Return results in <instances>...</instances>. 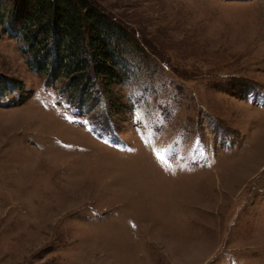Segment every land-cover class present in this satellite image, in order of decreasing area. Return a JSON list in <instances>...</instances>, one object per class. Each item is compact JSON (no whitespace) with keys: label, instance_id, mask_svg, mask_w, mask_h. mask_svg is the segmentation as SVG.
Wrapping results in <instances>:
<instances>
[{"label":"rangeland","instance_id":"rangeland-1","mask_svg":"<svg viewBox=\"0 0 264 264\" xmlns=\"http://www.w3.org/2000/svg\"><path fill=\"white\" fill-rule=\"evenodd\" d=\"M90 1L77 86L0 24V264H264V0Z\"/></svg>","mask_w":264,"mask_h":264},{"label":"trees","instance_id":"trees-1","mask_svg":"<svg viewBox=\"0 0 264 264\" xmlns=\"http://www.w3.org/2000/svg\"><path fill=\"white\" fill-rule=\"evenodd\" d=\"M0 24L30 43L40 71L53 68L56 78L71 77L73 86L81 83L90 62L95 74L113 75L107 34L114 28L90 0H0Z\"/></svg>","mask_w":264,"mask_h":264}]
</instances>
